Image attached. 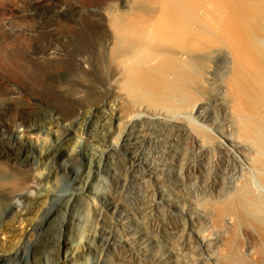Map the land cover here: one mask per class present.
Here are the masks:
<instances>
[{
  "label": "bare ground",
  "instance_id": "obj_1",
  "mask_svg": "<svg viewBox=\"0 0 264 264\" xmlns=\"http://www.w3.org/2000/svg\"><path fill=\"white\" fill-rule=\"evenodd\" d=\"M5 1L0 0V17L4 11L9 12L11 19L20 18L27 25L26 34L43 37L50 44L60 43L57 46L62 48L56 46L53 50L49 44L50 48L43 50L45 54L85 56L79 57V65L95 77L81 83L88 91L89 102L82 104L83 110H78L63 129L61 120L51 115L53 109L45 110L44 104L35 114L15 109L16 121L7 123L10 134L0 137V146L20 144L25 151L15 157L8 153L17 160L9 159L13 162L10 166L4 165V151L0 154V264L24 256L30 259L27 264H182L180 256H186L187 251L180 255L181 247L173 245L171 236L179 228L175 227L177 223L172 225L171 218L185 221L186 233L206 247L205 261L209 258L218 262L213 241L204 237L213 227L208 223L205 232L198 225L208 218L209 211L208 205H201L204 210L200 206L205 199L199 200L198 195H225L234 187L233 175L243 170L245 176L246 166L253 173L261 172L262 163H257L264 157L258 161L249 151H264V0H29L24 10L12 3L6 10L2 6ZM12 23L15 25L12 20H2L0 30H16L18 27L14 29ZM87 59L94 64L86 65ZM210 59L214 64L208 65ZM5 107L2 105L0 110ZM65 107L73 106L67 102ZM233 119L242 123L236 124L238 128H244V133L237 135H247L251 140L247 142L246 137V141H239L244 135L236 138L229 128L230 122L235 126ZM18 120L30 129L17 130ZM88 120L95 132L87 138L83 127ZM205 129L213 132L214 141ZM95 140L97 145L93 144ZM78 145L84 148L78 150ZM214 151L226 160L233 174L228 181V170L215 165L218 158H212ZM82 155L86 161L79 160ZM211 161L215 167L212 165V175L207 178L205 171L213 164ZM78 162L90 168L89 174L85 170V181L73 184L76 189L71 196L54 207L61 174L70 175L68 169ZM192 173L193 177L194 173L203 175V183L199 179L192 182L193 178L187 182L186 176ZM257 175L255 182L262 183L256 185L264 192V173H259L262 178L256 180ZM248 176L245 178L252 175ZM148 180L154 185H146ZM252 180H247L249 186ZM147 186L157 190L152 203L148 201L152 197L147 198ZM121 190L128 196L126 200L121 198ZM257 197L245 201L257 205ZM209 198L204 204L211 202ZM216 200L218 203L220 199ZM146 201L151 204L152 217L157 219L155 233L143 220ZM180 234L177 242L182 238ZM193 255L190 257L195 260Z\"/></svg>",
  "mask_w": 264,
  "mask_h": 264
},
{
  "label": "rangeland",
  "instance_id": "obj_2",
  "mask_svg": "<svg viewBox=\"0 0 264 264\" xmlns=\"http://www.w3.org/2000/svg\"><path fill=\"white\" fill-rule=\"evenodd\" d=\"M28 1L29 0H6L5 2H4V4L2 5L3 7H4V9H9V5H10V3H12L11 5L12 6H15L16 8H19L20 10L21 9H23L24 10V7L27 5V3H28ZM5 12V15L4 16H2V17H0V28H2V26H3V24H2V20L3 21H5V22H7V21H9V20H12L13 22H15V25H14V23H12V26L14 25V29H15V27H18V28H16V30H9V31H7L6 29H1L3 32H1V30H0V108H1V106L3 105V107L6 105V107L5 108H3L2 110H0V137L2 136V135H4V136H6V134H7V136H8V134H10L9 133V130H8V125H7V123H9V121H10V124H13L14 123V121H16L15 119L18 117V112L17 111H20V110H23V111H25V112H28V113H30V114H35V113H38V110H42L43 109V107H44V109L46 110H52L53 109V112H51V115H53V113H54V115H53V117H57V119L60 121L59 123H60V126H61V124H62V129H63V127L65 126V123H67V122H70L71 121V119H73L75 116H77L78 115V113H79V111H80V109H81V111L83 110V108L82 107H84V106H82V104H86L87 102H89L88 100H87V96L86 95H88V91L86 92V89L85 88H83L82 86H81V83H83V82H87V79L88 80H91V79H94V74H88L87 72H85V69L84 68H82V67H80V65H79V57H81V58H83V57H85V56H82V55H78V54H76V53H73L71 56H69V57H67V56H63V55H60V54H56L57 56L58 55H60V57H57L56 55H55V53L54 54H45V52L43 53V50H44V48L45 47H48L49 46V48H50V45H51V49L50 50H53V49H55L56 48V46L57 45H60V43L58 44V43H53V44H50L49 42H47V41H45L44 39L45 38H41V37H38V38H34V37H31L30 35H28L29 34V32H25V26L27 27V25L24 23V22H22L21 20H20V18H16V20L15 19H11V15H10V13L9 12H6V11H4ZM80 17V16H79ZM78 17V18H79ZM7 19V20H6ZM9 19V20H8ZM77 19V18H76ZM16 24H17V26H16ZM2 25V26H1ZM12 26H10V27H12ZM21 28V29H20ZM19 29H20V31L21 32H18L19 31ZM22 30H23V33L25 34H22ZM33 30V29H32ZM6 31V32H5ZM16 31V32H15ZM14 34L15 33V36L14 35H12V34ZM18 33V34H17ZM26 33H28V34H26ZM5 34V35H4ZM18 36H17V35ZM20 34V35H19ZM22 34V35H21ZM8 36V37H7ZM20 36V37H19ZM26 38H25V37ZM27 36H28V39H27ZM9 37H11V38H9ZM15 37V38H14ZM17 37V38H16ZM19 37V38H18ZM22 37V38H21ZM20 38H21V41H20ZM23 38H24V41H23ZM34 38V39H33ZM16 39V40H15ZM19 39V40H18ZM25 39L27 40V41H25ZM28 40L30 41V42H28ZM32 41H35V42H32ZM38 41V42H37ZM43 41V42H42ZM21 43V46L19 47L18 46V44L20 45V43ZM25 42H27V44L25 43ZM42 42V43H41ZM47 44V45H45V44ZM23 44H25V46L23 45ZM30 44V45H29ZM40 44V45H39ZM50 44V45H49ZM61 46V45H60ZM60 46H57L58 48H62V47H60ZM9 47V48H8ZM22 47V48H21ZM25 47H26V49H25ZM53 47V48H52ZM3 48V49H2ZM6 48H8V49H6ZM24 49V50H23ZM31 49H33V50H31ZM1 50H2V53H3V55L1 54ZM4 50V51H3ZM21 51V53H19V51ZM23 51H25L24 53H23ZM28 52V53H27ZM23 53V54H22ZM41 53V54H40ZM6 54V55H5ZM39 54V55H38ZM75 54V55H74ZM43 55V56H42ZM45 55H46V57H45ZM49 56V57H48ZM52 56H54V57H52ZM45 57V58H44ZM78 59V60H77ZM75 60V61H74ZM88 60V61H87ZM86 60V62H85V64L88 62V64H86V65H91L93 62H92V60H90V59H87ZM90 61V62H89ZM214 61V60H213ZM212 61V59H210V61L208 60V65L211 63V64H214V62ZM94 64V63H93ZM210 64V65H211ZM75 67V68H74ZM77 69V70H76ZM57 71V72H56ZM72 71V72H71ZM66 72V73H65ZM60 73V74H59ZM78 75H77V74ZM82 73V74H81ZM74 76H73V75ZM81 74V75H80ZM87 74V75H86ZM56 75V76H55ZM69 75H71V76H69ZM77 77H76V76ZM83 75V76H82ZM82 76V77H81ZM89 78H88V77ZM91 76V77H90ZM51 77V78H50ZM60 77V78H59ZM70 77H71V79H70ZM87 77V78H86ZM224 78H227V75L224 77ZM70 79V80H69ZM74 79H75V82H74ZM79 79V80H78ZM84 79V80H83ZM83 80V81H82ZM86 80V81H85ZM224 80H227V79H224ZM66 83H68V84H66ZM72 83V84H71ZM78 83V84H77ZM76 84H77V86H76ZM71 86V88L70 87H67V86ZM79 85V86H78ZM80 87V88H79ZM65 88H67V89H65ZM70 88V89H69ZM76 88H78V89H76ZM82 88H83V91H82ZM70 91H69V90ZM75 89V91H73ZM81 89V90H80ZM67 91V92H66ZM80 91V92H79ZM74 92H76L75 94H74ZM77 92H79V93H77ZM84 92H86V94H84V95H82V93ZM80 93H81V97H80ZM79 94V96L77 97V95ZM75 97H77V98H75ZM81 98L83 99V100H81ZM70 100H72V101H70ZM79 101H81V103L79 102ZM70 103V105L71 106H73L71 109L69 108V109H67L66 107H65V104L66 103ZM62 103V104H61ZM41 104V105H40ZM43 104H44V106H43ZM63 105V106H62ZM41 106V107H40ZM46 106H48V107H46ZM64 107V108H63ZM19 108V109H18ZM9 109V110H8ZM15 109H18L17 111L15 110ZM75 109V110H74ZM54 110H55V112H54ZM79 110V111H78ZM77 112V113H76ZM8 113V114H7ZM17 113V114H16ZM65 113V114H64ZM66 113H67V115H66ZM12 114V115H11ZM7 115V116H6ZM15 115V116H14ZM73 115V116H72ZM7 117V118H6ZM14 119V120H13ZM236 119V118H235ZM235 119H233V123H234V121H235V126L233 125L232 126V123L230 122L229 123V125H230V127L229 128H231V131L233 130L234 131V133H232V136H233V134L234 135H236V138L237 137H239V136H243L244 134H242L241 135V133L243 132L244 133V128H241V126H242V123H239V124H241V126L239 127L242 131H240V129L238 128V126H239V124H237V122H241V118L240 119H238L237 120V122H236V120ZM12 120V121H11ZM89 121V122H88ZM86 123H85V125H84V134L87 132V134H85V136L88 138L89 136H88V134L90 133H94L95 132V130H94V127L92 126V123L90 122V120H88ZM2 122V123H1ZM87 124V125H86ZM238 126H237V125ZM17 125H18V127H17V130H19V131H21V130H23V129H26L27 127V129H30V127L29 126H27V125H25V124H20V120H18L17 121ZM20 125V126H19ZM24 125H25V127H24ZM3 126V127H2ZM22 126V127H21ZM86 126H88V128H86ZM60 127V128H61ZM92 127H93V129H92ZM235 128V129H233V128ZM244 127V126H243ZM3 128V129H2ZM5 128V129H4ZM59 128V129H60ZM236 128H238V130H236ZM26 129V130H27ZM62 129H61V131H62ZM86 129H87V131H86ZM3 130H7V131H3ZM89 130V131H88ZM205 130H209V129H205ZM86 131V132H85ZM206 132V131H205ZM209 133V136H210V138L212 139V137H213V132L210 130V131H208ZM238 132H241V133H239L240 135L238 136L237 134H238ZM3 133V134H2ZM213 134V135H212ZM93 136V135H92ZM245 137H242V139L244 138V140H242V139H240L241 137H239L238 139H240L239 141H246L245 140V138L247 139V142H248V139H250V137L248 138V136L247 135H244ZM214 138H216L215 137V135H214ZM212 139L213 141L215 140V139ZM234 138H235V136H234ZM207 139V138H206ZM91 140H92V138H91ZM235 140H237V139H235ZM251 140V139H250ZM210 142H212V141H210ZM96 143V140L95 141H93V144H95ZM8 143H6V144H4V146L3 147H1L0 146V154H1V152L3 153V151H4V157L2 158V160H4V165H9L10 166V163H11V165H13V162H11V161H8L9 159H11V160H16L15 158H10V156L8 157V153H11V154H13V157H15V156H18V154L20 153V152H23V151H25V149L23 148V150H22V147H21V145L20 144H12L13 145V147H12V145L10 146L9 144L7 145ZM96 145H97V143H96ZM11 147H12V149H11ZM16 147V148H15ZM17 147H18V149H17ZM20 147V148H19ZM79 147H80V150L81 149H83L84 147L83 146H80V145H78L77 146V149L79 150ZM90 147H92V146H90ZM15 148V149H14ZM255 148H260V147H256L255 146ZM262 149L264 150V145H263V147H262ZM8 152H7V151ZM16 150V151H15ZM20 150V151H19ZM22 150V151H21ZM253 152H254V159H259L258 161H260V159H262V157H264L263 155H264V151H259V149L257 150V152H259L260 154H258L256 151H252V150H250L249 151V153H250V156H251V154L253 155ZM257 154H256V153ZM216 153V154H215ZM216 156H218V157H214L215 155ZM256 155H259L258 157L256 156ZM220 156V154L217 152V151H214L213 152V154H212V158H214L215 159V161H216V159H217V161L215 162V165L216 166H219V165H221V167H222V169H227V168H229L228 167V165L226 164L227 162H225L226 160L224 159V158H222L221 156ZM260 156H262L261 158H260ZM255 157H257V158H255ZM223 160H221V159ZM253 158V157H252ZM79 160H81V161H86L85 160V158L83 157V155L82 156H80L79 157ZM221 160V161H220ZM257 160H255V163H257L258 161ZM9 163H8V162ZM263 161H264V159H262V162L260 161L259 163H257V165L259 164V166H260V164L262 163L263 164ZM7 164H6V163ZM16 162H17V160H16ZM219 162H221L220 164H219ZM1 163V162H0ZM38 163H41V161L39 162L38 161ZM210 163H213V164H211V165H209L210 167H209V169H208V171H205V175L206 176H208L207 178H209V177H211V175H212V170L214 169L213 168V166L215 167V165H214V162L213 161H211ZM80 164V165H79ZM224 164V165H223ZM262 164H261V166H260V168H259V170L261 171V172H263L264 171V166H262ZM213 165V166H212ZM264 165V164H263ZM225 166V167H224ZM213 168V169H212ZM248 169V171H250L251 173H248V172H246L247 170L246 169ZM89 167L88 166H83V164H82V162H78V164L76 165V166H74V167H72V168H69L68 169V173H70V175L68 174V175H65V174H61V176H62V178L60 179L61 180V183H60V191H59V193H61V194H56L55 196H54V198H53V201H52V204H53V206L54 207H58V206H60L62 203H65L66 202V198H68V197H70L71 196V192L73 191V190H75L76 189V187H75V185L76 186H78L76 183H77V181H79L80 180V182H84L85 181V179H86V177H87V175L89 174ZM224 169V170H225ZM243 169H245V176H244V173H243V170H241L242 171V173H241V171L238 173V174H235V176L233 175V174H230L229 173V169H227L228 171H227V176L225 175V180H229V176H232L233 175V177H234V187H232V188H230L229 190H231L232 191V189H233V192L231 193V191H229L228 190V192H225L224 194L225 195H221L220 197L219 196H216V195H210V196H212V199H211V197L209 196V195H204V194H199L198 195V198H199V196L201 197V198H199V200L200 199H202L203 201H204V199H205V201L204 202H206V200L209 198V199H211V204L209 203V200H208V204L207 203H205L204 204V202H203V204L201 203H198V204H200V206L202 205V206H207L206 207V209H208L209 211H207L208 212V218L207 219H202V221L198 224V225H200L201 227V230H203V231H205V230H208L209 229V227H210V224H211V227H213L211 230H210V232H209V230L207 231V232H209L208 234H210L209 236H211V238H208L209 236H207V232L205 233L206 235L204 236L206 239H209V240H212L213 242H211V244H213V245H211L212 246V249L214 250V252H216L215 253V255L217 254H219L220 255V257H219V255H218V257H217V255H216V257H217V261L218 262H214V261H212V260H210L209 258L207 259L206 258V261H205V257L207 256V254H206V247H203L199 242H197L195 239H194V237L193 236H189L190 234H187L188 233V231L185 229V228H187V225H186V222L184 221L183 222V220L182 221H180V220H178V219H172L171 217H170V215H169V213H168V211L167 210H165L164 211V213H167V214H165V218L167 219L168 218V220L171 218V222H172V225L173 226H175L176 225V223L178 224L177 226H175V227H178L179 228V231H181V232H179L178 231V229L177 228H175V232L172 234V235H174V236H171L172 237V241H173V245L175 246V243L177 244L176 246H178V247H181V248H179V250H180V252L182 253H180V255H183L184 254V252H186V256H180V259H181V261H182V264H188V262H186L187 260L188 261H190L191 262V264H195V262L197 261V263L199 262L200 264H202L203 263V261H204V263L203 264H264V230H262V229H264V210H263V208H264V204H262V203H264V197H262L263 199H261L260 197L261 196H263V195H261L262 193L264 194V192L262 191V189H260L259 188V186L258 185H256V184H258L259 182H261V180H258V181H256L255 182V175L256 174H258L257 176H256V180L259 178V179H261L262 177L260 176V177H258L259 176V173H260V175H262L261 174V172H259V173H257V171L255 172L254 171V173H253V171L251 170V168H249L248 166H246V167H244ZM88 172V174L86 173V171ZM208 172V173H207ZM209 172H210V174H209ZM229 173V174H228ZM80 174V175H79ZM82 174V175H81ZM242 174H243V176H242ZM248 174H251L252 176V178L250 177V178H248V179H246L247 177H249L248 176ZM253 174H254V176H253ZM190 175H191V178H190ZM190 175H187L186 176V180H187V182H190V180L192 179V182H195L194 180L195 179H199V182L200 183H203V179H204V176L203 175H201V174H196V173H194V177H193V173L192 174H190ZM198 177H197V176ZM237 175H239V176H237ZM196 176V177H195ZM242 176V177H241ZM202 179H201V178ZM228 179H227V178ZM232 177V178H233ZM246 177V178H245ZM206 178V177H205ZM238 178V179H237ZM243 178H245V179H243V180H245L246 181V183L248 184V186H247V184L246 183H243L244 181H242V179ZM254 178V180H252ZM264 178V177H263ZM262 178V180H264ZM237 179V180H236ZM240 179H241V181H240ZM249 179H251L252 181H254V182H252L251 183V185L252 186H249V184H250V182H251V180H249ZM219 182L218 183H220V184H222L221 183V180H220V178L219 179H217ZM250 181V182H248V181ZM149 182H147V183H149V184H147L146 183V185H148V186H152V185H154L153 183H152V181L151 180H148ZM150 181H151V183H150ZM235 181H237V182H235ZM238 181L240 182V183H238ZM236 183V184H235ZM262 183V182H261ZM73 184H75V185H73ZM151 184V185H150ZM228 184V183H227ZM246 184V185H245ZM145 185V186H146ZM238 185V187H236V186ZM243 185H245L246 187V189H249V188H251V189H253V190H251V189H249V191L248 190H246L245 188H243ZM79 186H80V184H79ZM148 186H147V189H148ZM255 186H257L258 187V189H259V191H261V192H257V191H255V190H258L257 189V187H255ZM154 188H149V189H152V191L151 190H147L146 188H145V190H147L146 191V193L148 194L146 197L149 199V195H150V198L152 197V199L150 200H148L150 203H152V200H154L155 199V197H156V194L155 193H157V190L155 191V189H156V187L155 186H153ZM253 187V188H252ZM240 188H242V189H240ZM154 189V190H153ZM220 188L219 187H216V190H219ZM236 189H238V190H236ZM215 189H214V191H216ZM242 190V191H241ZM246 192H244V191ZM151 191V192H150ZM234 191H238L237 193L235 192L234 193ZM251 191H253V192H251ZM75 192V191H74ZM73 192V193H74ZM124 192V191H123ZM149 192H150V194H149ZM155 192V193H154ZM243 192V194H241ZM249 192V193H248ZM257 192V195H254V193H256ZM66 193H70L69 195L68 194H66ZM248 193V194H247ZM252 193V194H251ZM249 194H250V196H249ZM122 195H123V197H122ZM229 195H231V196H229ZM238 195H239V197H238ZM242 195V196H241ZM245 195H247V196H245ZM153 196H155L154 198H153ZM203 196H204V198H203ZM209 196V197H208ZM225 196L227 197V199H225ZM253 196L255 197V199H258V197L257 196H259V198L261 199V201H260V199H259V202L257 201V200H255V202L257 203V205H253V203L252 204H250L249 203V201H248V203H247V201H245V198H246V200H251L252 198H253ZM56 197V198H55ZM66 197V198H65ZM128 196H126V194H123L122 193V190H121V198L124 200L125 198H127ZM222 197V198H221ZM231 197V198H230ZM243 197V198H242ZM251 199H250V198ZM257 197V198H256ZM147 198H146V200H147ZM207 198V199H206ZM219 200V202L216 200ZM223 199H225L224 201H222V202H220L221 200H223ZM239 199V200H238ZM241 199H244V201H242ZM254 199V198H253ZM57 200V201H56ZM126 200V199H125ZM215 200L218 202V203H215ZM234 200V201H233ZM148 201H146L148 204H146L145 205V212H147V210L149 211V213H150V206H151V204L148 202ZM251 201H254V200H251ZM197 202H198V200H197ZM227 202V203H226ZM241 202V203H240ZM245 202V203H244ZM254 202V203H255ZM229 203V204H228ZM237 203V204H236ZM216 204V205H215ZM228 204V205H227ZM247 204V205H246ZM250 204V206H256V208L257 209H255L254 210V208H250V206H248ZM56 205V206H55ZM148 205V206H147ZM220 205V206H219ZM232 207H231V206ZM238 205V206H237ZM242 205V206H241ZM259 205V206H258ZM261 205H263V207H261ZM201 206V207H202ZM214 206V207H213ZM218 208H217V207ZM224 206V207H223ZM148 207V209H146ZM234 207V208H233ZM260 207V208H259ZM203 208V207H202ZM214 208V209H213ZM219 208L220 209H222L223 208V210L220 212V210H219ZM225 208V209H224ZM233 208V209H232ZM240 208V209H239ZM215 209H216V211H217V213L215 212ZM228 209V210H227ZM246 209V210H245ZM254 210V211H252V210ZM261 209V210H260ZM203 210H204V208H203ZM212 210V211H211ZM226 211V212H225ZM230 211V212H229ZM145 212H143V216L145 217H143L144 219V221H146L145 223H147V226L149 227L150 226V228L149 229H151V231H153L154 230V233L155 232H157V229H158V227H157V219H156V216H154V217H152V214L153 213H146L147 214V216H146V214H144ZM214 212V213H213ZM223 212V213H222ZM244 212V213H243ZM258 212V213H257ZM212 213V214H211ZM234 215H233V214ZM236 213V214H235ZM249 213V214H248ZM251 213V214H250ZM255 213V214H254ZM214 214V215H213ZM225 214V215H224ZM247 214V215H246ZM261 214H263V215H261ZM211 217H210V216ZM212 215L214 216L213 218H212ZM217 217H216V216ZM220 215V216H219ZM258 215V216H257ZM149 216V217H148ZM168 216V217H167ZM237 216V217H236ZM248 216V217H247ZM259 216H261V217H259ZM263 216V217H262ZM149 219H148V218ZM252 217V218H251ZM255 217H257V218H255ZM148 220H151L150 222H147V219ZM154 218H155V220L156 221H154V222H152L153 220H154ZM215 218V219H214ZM217 218V219H216ZM232 218V219H231ZM240 218V219H239ZM246 218V219H245ZM249 220H248V219ZM259 218V219H258ZM261 218V219H260ZM209 219H214L213 221L211 220V221H209ZM235 219V220H234ZM244 219V220H243ZM257 220V222H256V220ZM231 220L233 221L232 223H231ZM258 220H260V221H258ZM175 221H177V222H175ZM204 221V222H203ZM244 221V222H243ZM246 221V222H245ZM262 221H263V224H262ZM175 222V223H174ZM214 222V223H213ZM229 222V223H228ZM259 222V223H258ZM149 223H150V225H149ZM153 223V224H152ZM183 223V224H182ZM185 223V224H184ZM208 223H210L209 224V226H208ZM213 223V224H212ZM240 223V224H239ZM246 223V224H245ZM247 223H249V224H247ZM216 224V225H215ZM229 224V225H228ZM232 224H234V225H232ZM237 226H236V225ZM153 225H155V226H153ZM227 225V226H226ZM231 225V226H230ZM253 225H254V227H253ZM262 225V226H261ZM152 226V227H151ZM180 226H181V228H180ZM186 226V227H185ZM207 228H205V227ZM225 226V227H224ZM240 226H241V228H240ZM243 226V227H242ZM249 226V227H248ZM155 227H157L156 229H154ZM230 227V228H229ZM239 227V228H238ZM255 227H256V229H255ZM229 228V229H228ZM234 228V229H233ZM262 228V229H261ZM185 229V230H184ZM177 230V231H176ZM182 230H183V232L185 233V234H187V235H185V237H184V233L182 232ZM260 230V231H259ZM202 231V232H203ZM227 231V232H226ZM254 231V232H253ZM177 232L180 234H182V238H180V239H178L179 241H181V242H177V238H178V236H179V234H177ZM187 232V233H186ZM226 232V233H225ZM224 233V235H222L221 236V234H223ZM176 234H177V236H176ZM180 234V235H181ZM203 234H204V232H203ZM230 234H232V235H230ZM261 234H263V236L261 235ZM233 235H235V236H233ZM255 236V237H254ZM260 236H262V237H260ZM177 237V238H176ZM180 237V236H179ZM215 237V238H214ZM221 237H223V239L221 238ZM175 238H176V240H175ZM191 240H190V239ZM192 238L194 239V241L196 242V244H194L195 242H192L193 240H192ZM219 238V239H218ZM221 238V239H220ZM185 239V240H184ZM188 239V240H187ZM217 241H216V240ZM176 242H175V241ZM186 242V244H185V242ZM190 240V242L193 244V246L194 247H191L192 245H190L189 243H188V241ZM222 240H223V242H222ZM229 240V241H228ZM233 240V241H232ZM227 243H226V242ZM180 243H181V246H180ZM197 243H198V246H197ZM215 243H217V244H215ZM221 243H223L222 245H221ZM183 244V245H182ZM185 245V246H184ZM187 245V246H186ZM188 245H190V246H188ZM201 245V246H200ZM215 245H218V246H215ZM224 245V246H223ZM230 245V246H229ZM178 247H176V248H178ZM187 247H190V249L189 248H187ZM218 247V248H217ZM222 247V248H221ZM224 247V248H223ZM238 247V248H237ZM187 248V249H186ZM199 248V249H198ZM251 248H252V250H251ZM191 249H192V251H194V252H191ZM201 249V250H200ZM217 249L219 250V252H217ZM223 249V250H222ZM182 250H183V252H182ZM222 250V251H221ZM188 251H189V254H187L188 253ZM201 251H203V253L201 252ZM262 251V252H261ZM226 254H225V253ZM228 252V253H227ZM247 252V253H246ZM254 252V253H253ZM190 253H191V255H190ZM205 253V254H204ZM250 253V254H249ZM192 254H194L193 256H195V258L197 259H195L194 260V258L193 257H190V256H192ZM255 254V255H254ZM261 254H262V256H261ZM187 255H189V257L187 256ZM204 255H206V256H204ZM228 255V256H227ZM201 256H203V258L201 257ZM188 258L187 260H185L186 258ZM200 259H198V258ZM208 257V256H207ZM223 257V258H222ZM225 257L227 258V259H225ZM244 257V258H243ZM262 257V258H261ZM190 258V259H189ZM195 261H193L192 259ZM221 258V259H220ZM237 258V259H236ZM247 258V259H246ZM18 259V260H17ZM220 259V260H219ZM13 261H9V263L8 262H6V263H3V264H16L17 262L15 261V260H17L18 261V264H27L28 262H29V258L26 256H24V257H22L21 259L20 258H16V259H12ZM185 260V261H184ZM207 260H208V262H207ZM234 260H236V261H234ZM183 261H184V263H183ZM210 261V262H209ZM219 261H220V263H219ZM13 262V263H12ZM190 262H189V264H190ZM244 262V263H243ZM198 263V264H199Z\"/></svg>",
  "mask_w": 264,
  "mask_h": 264
}]
</instances>
